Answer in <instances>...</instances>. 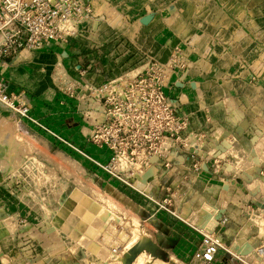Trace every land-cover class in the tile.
Returning <instances> with one entry per match:
<instances>
[{"label": "crops", "instance_id": "1", "mask_svg": "<svg viewBox=\"0 0 264 264\" xmlns=\"http://www.w3.org/2000/svg\"><path fill=\"white\" fill-rule=\"evenodd\" d=\"M88 1L95 17L81 24L67 45L55 43L40 52L24 51L11 61L4 72L10 92L26 91L32 102L31 115L42 125L91 158L106 161L108 152L84 136L88 125L83 106L59 92L54 81L56 67L62 64L71 73L90 68L91 80L100 83L123 69H143L150 59L167 62L172 52L179 51L186 67L174 74L172 83L177 90L171 96H180L190 115L189 132L194 134V152L202 172L189 171L187 152L175 147L171 170L160 162L146 174L148 184L139 178L138 183L146 184L155 197L165 196V189L175 184L185 193L178 206L179 217L158 211L144 200L139 213L150 231L145 239H153L158 259L199 264L193 256L202 235L183 220L208 226L223 216L229 223L222 236L236 257L221 250L214 264H241L240 258H252L264 234L257 217L250 216L254 206L264 204V0ZM147 15L154 19L144 26L141 20ZM91 114L101 119L99 112ZM23 122L41 141L68 154L55 137ZM209 156L220 159L217 172ZM99 172L102 184L98 188L107 195L117 201L141 199ZM26 183L14 196L0 185V221L5 225L14 221L10 225L15 227L13 232L7 227L0 234L10 239L0 244V264H105L95 252L100 231L90 224L72 225L66 216L60 218L62 224L57 219L59 209L69 208L65 192L62 201L49 194L37 201L35 192L26 193L32 189ZM84 237L96 247L79 245L72 252L68 245Z\"/></svg>", "mask_w": 264, "mask_h": 264}, {"label": "built area", "instance_id": "2", "mask_svg": "<svg viewBox=\"0 0 264 264\" xmlns=\"http://www.w3.org/2000/svg\"><path fill=\"white\" fill-rule=\"evenodd\" d=\"M94 17L92 3L88 0H0V121L13 116L18 122H30L70 150L85 156L93 168L138 193L158 211L179 217L178 206L185 196L182 186H168L165 196L158 200L146 189L150 177L144 180L156 163L161 162L166 170H171L175 147L187 152L189 171L202 172V163L194 152V134L189 132L190 115L184 110L180 96H171L177 90L172 83L174 74L186 67L179 51L172 52L167 62L150 59L143 69H123L116 77L100 83L91 80L90 68L71 73L62 64L56 67L54 81L59 92L77 99L83 106V118L88 125L84 136L88 143L108 152L106 161L91 158L42 125L31 115L32 102L26 91L9 90L4 72L15 57L24 51H43L55 43L67 45L78 27ZM92 112H99L101 119L92 117ZM219 160L215 156L208 158L216 172ZM139 178L146 184L141 186ZM184 180H188V176H184ZM183 221L202 235L194 262L214 264L221 250L236 257L222 236L229 223L227 217L221 216L208 226ZM115 222L117 227L121 225L118 220ZM116 226L112 228L114 232L97 236L96 243L103 252L118 260L127 253L130 241L126 244L121 241ZM144 235L148 237V233ZM128 238L132 240L129 234ZM252 258L257 262L253 263ZM252 258H240V262L262 264L264 245L255 248Z\"/></svg>", "mask_w": 264, "mask_h": 264}, {"label": "rangeland", "instance_id": "3", "mask_svg": "<svg viewBox=\"0 0 264 264\" xmlns=\"http://www.w3.org/2000/svg\"><path fill=\"white\" fill-rule=\"evenodd\" d=\"M6 120L7 128L0 137V185L7 187L6 191L14 196L16 190L20 193V187L24 184L27 186L26 182H30L32 189H26V193L35 192L37 201L46 198L47 194L56 201H62V193L65 192L66 196L63 198L69 208L68 210L59 209V215H57L59 222L63 221L60 218L66 216L72 225L90 224V228L100 231L98 236L102 233L114 232L112 228L116 226L115 221L118 220L121 225L116 226V230L120 232L116 233L121 236L124 244L130 241V247L127 253L118 260L98 250L97 247L95 252L105 264H140V261L141 264L143 261H146L144 264H175L170 259H158L155 256L157 253L153 252V239H145L144 234L150 231L139 213V210H142L141 205L144 204L143 198L138 197L131 202L129 200L117 201L114 196L107 195L105 189L98 188L102 184L100 181L102 175L93 169L87 158L85 159L84 156L72 150L65 154L58 148L47 144L46 141H41L40 135L24 122H18L13 116L7 117ZM95 173L98 175L95 176ZM163 197L156 198L161 200ZM250 216H256L259 220L257 221L258 227L264 230V204L254 206V210L250 211ZM111 219H114L113 223ZM12 222L14 221H7L5 225L0 221L1 235L7 227L6 230L9 232L14 231V225H10ZM112 224L115 225L112 226ZM128 234L132 240H129ZM1 235L0 244L6 240L9 243L10 239L1 237ZM260 241L259 246L264 245V234ZM85 244H91L92 248L96 247L95 243L89 242L86 237L78 241L76 245L73 242L68 246H72V252H75L79 245ZM145 257L147 259L144 260ZM252 260L253 263L257 262L255 258ZM262 264H264V259Z\"/></svg>", "mask_w": 264, "mask_h": 264}, {"label": "water", "instance_id": "4", "mask_svg": "<svg viewBox=\"0 0 264 264\" xmlns=\"http://www.w3.org/2000/svg\"><path fill=\"white\" fill-rule=\"evenodd\" d=\"M154 19V16L153 15H147L145 16L142 20H141V24L144 25V26H148ZM155 161V160H154ZM151 173H148L147 175H150ZM145 176L144 177V180H146L147 178H149L150 176ZM61 264H79L77 262H62Z\"/></svg>", "mask_w": 264, "mask_h": 264}, {"label": "bare ground", "instance_id": "5", "mask_svg": "<svg viewBox=\"0 0 264 264\" xmlns=\"http://www.w3.org/2000/svg\"><path fill=\"white\" fill-rule=\"evenodd\" d=\"M0 124H1V134H0V137L2 136V132L3 131H5L6 130V128H7V120H6V118H4V119H2L1 121H0ZM13 228V227H12ZM141 257V256H140ZM147 257V256H146ZM144 258V260L145 259H147V258ZM139 259V258H138ZM142 260H143V258H142ZM138 262V261H137ZM144 262L146 263V261H143V263L142 264H144ZM140 264H141V261L139 262Z\"/></svg>", "mask_w": 264, "mask_h": 264}, {"label": "trees", "instance_id": "6", "mask_svg": "<svg viewBox=\"0 0 264 264\" xmlns=\"http://www.w3.org/2000/svg\"><path fill=\"white\" fill-rule=\"evenodd\" d=\"M61 149H63L65 152H67V153H70L71 152V150L69 149V148H67L66 146H64V145H61ZM95 171H97V172H99V170L98 169H96V168H93ZM93 170V171H94ZM94 171V172H95ZM96 172V173H97Z\"/></svg>", "mask_w": 264, "mask_h": 264}]
</instances>
